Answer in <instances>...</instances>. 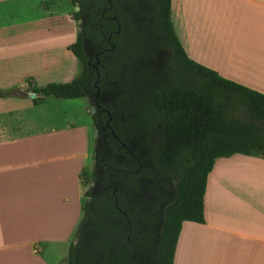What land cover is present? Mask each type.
I'll use <instances>...</instances> for the list:
<instances>
[{"label":"crops","instance_id":"crops-1","mask_svg":"<svg viewBox=\"0 0 264 264\" xmlns=\"http://www.w3.org/2000/svg\"><path fill=\"white\" fill-rule=\"evenodd\" d=\"M171 18L190 58L264 94V0H171ZM77 33L68 0H0V264H68L92 118L80 98L18 90L77 76ZM203 214L173 264H264V157L217 158Z\"/></svg>","mask_w":264,"mask_h":264},{"label":"trees","instance_id":"trees-1","mask_svg":"<svg viewBox=\"0 0 264 264\" xmlns=\"http://www.w3.org/2000/svg\"><path fill=\"white\" fill-rule=\"evenodd\" d=\"M70 1L81 29L68 48L81 70L67 82H30L28 90L35 103L86 97L95 83L113 90L109 109L117 117V139L111 157L93 169L97 188L85 191L68 264H173L181 223L204 222L206 180L215 160L236 153L264 157V94L190 58L173 25L171 0H154L153 33L136 0L134 20L124 0H112L118 33L116 21L102 17L106 0ZM85 41L100 45L97 58L88 59ZM9 95L0 89V96ZM127 140L144 151L140 168L129 164L122 146H130ZM143 174L152 180L154 197L160 188L174 194L163 211L154 199L130 204Z\"/></svg>","mask_w":264,"mask_h":264},{"label":"flooded vegetation","instance_id":"flooded-vegetation-1","mask_svg":"<svg viewBox=\"0 0 264 264\" xmlns=\"http://www.w3.org/2000/svg\"><path fill=\"white\" fill-rule=\"evenodd\" d=\"M116 1V0H115ZM133 0H124L122 2L123 9L131 15V19L134 20V15L136 14L134 11L131 12V7L133 5ZM139 8H140V14L144 19L147 20L149 23L148 30L153 33V30L157 28V15H156V5L154 0H136ZM106 5L102 9V17L106 20H115L117 24V29L113 32L118 33L120 31V24L118 23V19L116 15L114 14L117 11V5L113 4L112 0H106ZM159 24V22H158ZM84 48L86 52V56L89 60L92 59V57L97 58L98 54L101 53V47L100 45H97L95 43L91 42H84ZM106 49V48H104ZM163 52H165L163 50ZM98 62V60H97ZM88 65L92 68L96 69V66L91 63V61H88ZM101 92L102 89L97 86V84H94V88L92 90H87V97L89 98L91 104H92V114L94 116V123H95V142L93 147V169L98 171L100 167H103V163H105L106 159L111 157L112 155V145L115 144L114 140L117 139L116 130L117 125L115 124V121H117V117L115 112L111 111L109 109V104L111 101H113V96L102 99L101 98ZM122 146L125 148V152H128L130 154V160L129 164L131 167H135L136 164H138V168L140 166L145 165V160L143 158V150H138L136 146L133 144L131 146H127L126 143H122ZM119 159L124 158V154H119L117 157ZM144 169V168H143ZM137 183L140 187L139 192H131V195L129 196V202L132 205H137L139 200H148L152 201L157 200L159 202V206L161 211H163L164 207L172 201L174 198V194L170 191H167L165 188H160L158 196L154 197L151 193V185L152 180L148 178L145 174L138 177ZM97 185L94 182L93 189L96 190Z\"/></svg>","mask_w":264,"mask_h":264},{"label":"rangeland","instance_id":"rangeland-1","mask_svg":"<svg viewBox=\"0 0 264 264\" xmlns=\"http://www.w3.org/2000/svg\"><path fill=\"white\" fill-rule=\"evenodd\" d=\"M68 3L70 5V12L71 14L73 15V12L75 10H77V6H75L70 0H68ZM178 16H179V13L176 15L177 19H178ZM76 27L78 29V31L81 29V25H80V22H78L76 20ZM78 66V74L81 70V66L80 64L78 63L77 64ZM77 74V75H78ZM76 77V76H75ZM113 96V90L109 89V88H105V89H102V92H101V98L102 99H106V98H109V97H112ZM76 102H79L80 104L82 105H85L87 108H88V113L89 115L92 116V104L89 100V98L86 96V97H81L80 99H77ZM95 123L94 121L92 120V124H91V141H90V155H89V160H88V164L86 166V169L82 172V187H83V201H85L86 199V196H85V191L89 188V187H93L94 186V180H93V147H94V142H95ZM128 144L131 146L133 145L132 141H128Z\"/></svg>","mask_w":264,"mask_h":264},{"label":"water","instance_id":"water-1","mask_svg":"<svg viewBox=\"0 0 264 264\" xmlns=\"http://www.w3.org/2000/svg\"><path fill=\"white\" fill-rule=\"evenodd\" d=\"M78 8V7H77ZM78 22H80V21H78ZM83 50H84V52H85V48H84V46H83ZM85 54H86V52H85ZM18 92L20 93V94H22V95H25V96H30V97H35L36 96V94L35 93H32L31 91H27V92H25L24 90H18Z\"/></svg>","mask_w":264,"mask_h":264},{"label":"built area","instance_id":"built-area-1","mask_svg":"<svg viewBox=\"0 0 264 264\" xmlns=\"http://www.w3.org/2000/svg\"><path fill=\"white\" fill-rule=\"evenodd\" d=\"M34 98V97H33Z\"/></svg>","mask_w":264,"mask_h":264}]
</instances>
